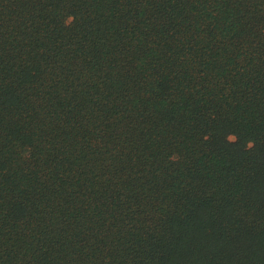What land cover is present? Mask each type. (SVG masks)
Segmentation results:
<instances>
[{
  "label": "trees",
  "instance_id": "obj_1",
  "mask_svg": "<svg viewBox=\"0 0 264 264\" xmlns=\"http://www.w3.org/2000/svg\"><path fill=\"white\" fill-rule=\"evenodd\" d=\"M0 264H264V0H0Z\"/></svg>",
  "mask_w": 264,
  "mask_h": 264
}]
</instances>
